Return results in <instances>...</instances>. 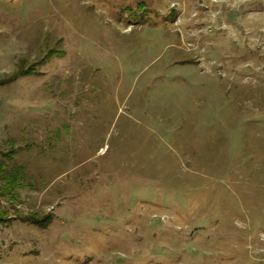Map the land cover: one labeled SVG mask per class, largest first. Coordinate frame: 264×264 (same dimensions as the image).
Listing matches in <instances>:
<instances>
[{"label":"rangeland","instance_id":"374dc122","mask_svg":"<svg viewBox=\"0 0 264 264\" xmlns=\"http://www.w3.org/2000/svg\"><path fill=\"white\" fill-rule=\"evenodd\" d=\"M0 212V264H264V0H0Z\"/></svg>","mask_w":264,"mask_h":264},{"label":"trees","instance_id":"16d2710c","mask_svg":"<svg viewBox=\"0 0 264 264\" xmlns=\"http://www.w3.org/2000/svg\"><path fill=\"white\" fill-rule=\"evenodd\" d=\"M143 15H146V14L144 13ZM34 70L35 69H33V68H30L28 70H24L21 68V70L18 73H16L15 75H13L10 80L5 81L4 85L15 81L20 76L24 77V76L32 75L35 72ZM1 84H3V83H1ZM23 177H24V173H23L22 168H16L15 171L10 173L8 176V183L6 184V187H5V189L7 190L6 194L12 193L17 187L16 183L18 184V180L23 179ZM8 220L9 219L7 218V216L4 213L0 212V222H6ZM25 220L27 222L34 224L37 227H40V228H46L52 222V219L49 216L40 218L38 216L32 215V216L25 218Z\"/></svg>","mask_w":264,"mask_h":264}]
</instances>
